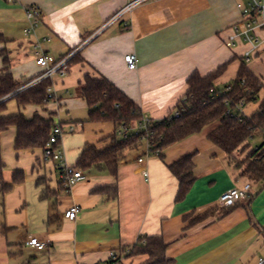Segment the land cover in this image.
<instances>
[{
	"label": "crops",
	"instance_id": "obj_1",
	"mask_svg": "<svg viewBox=\"0 0 264 264\" xmlns=\"http://www.w3.org/2000/svg\"><path fill=\"white\" fill-rule=\"evenodd\" d=\"M133 1L0 0V74L3 49L18 82L42 73L37 41L56 58L75 52L66 74L54 81L57 103L19 107L11 100L5 112L53 117L60 123L69 167L76 168L85 148L108 146L116 130L112 123L87 121L88 106L80 93L86 76L108 79L144 115L161 121L176 112L192 73L215 74L219 90L239 73L246 46H225L229 28L240 19L239 0H148L129 6ZM35 5L41 23L34 36L26 37V9ZM133 53L136 70L125 63ZM263 54L264 48L255 58ZM207 128L165 148L162 156L147 158L148 179L135 171L139 156L133 154L120 162L116 174L105 167L78 169L86 180L69 192L43 149L16 150L17 130L8 128L0 142L4 178L12 188L0 195V264H107L113 252L119 264H144L149 255L132 250L139 240L155 236L167 245L166 264H258L264 258V183L237 177L208 140L213 129ZM190 154L195 182L177 202L179 181L169 165ZM16 171L24 174L23 180H13ZM247 182L252 185L247 200L229 212L219 205L222 193ZM73 206L79 212L68 220L65 213ZM31 238L47 241V249L30 246Z\"/></svg>",
	"mask_w": 264,
	"mask_h": 264
},
{
	"label": "trees",
	"instance_id": "obj_2",
	"mask_svg": "<svg viewBox=\"0 0 264 264\" xmlns=\"http://www.w3.org/2000/svg\"><path fill=\"white\" fill-rule=\"evenodd\" d=\"M1 56L3 69L0 74V140L4 131L15 127L16 150L44 149L55 125L53 117L36 114L32 118H27L21 112L13 115H7L5 112L11 100H15L19 107L43 105L47 98V89L52 82L50 79H41L33 83L42 73L24 82L16 81L11 73V62L5 49L1 50ZM74 59L76 55L69 62ZM214 76L215 74L203 76L194 72L187 78V92L175 108L179 115L172 114L161 121L152 122L149 136L152 151H160L162 156L165 148L202 132L215 121H220V125L211 130L207 138L227 156H231L236 151L247 150L250 140L255 138L258 131L260 135H263L264 98L260 101L258 109L251 115L243 114L238 117V114L234 116L227 114L231 109L236 111L241 101L245 102L244 107L258 101L259 94L264 88L263 77L255 73L248 63L243 61L236 79L228 84L232 86V89L222 93L227 85L222 90L216 89L213 84ZM80 93L88 106L87 121L112 123L116 126V130L109 137L108 146L102 149L95 146L85 148L78 158L76 169L105 167L116 174L124 158L133 154L141 156L143 153L144 132L129 133L127 138H121L119 132L123 128L135 129L143 120L144 114L131 98L104 77L86 76L84 84L80 87ZM227 100L228 105L225 103ZM259 148L260 151L264 149V142ZM244 165L242 177L247 176L254 182L264 183V150L261 153L255 152L249 155ZM194 168L193 154L186 155L169 165L172 174L179 181L177 202L184 200L190 192L195 182ZM4 170L0 142V195L8 193L12 188V183L5 181ZM23 179L24 174L21 171L14 172V181ZM233 207L228 208L227 212ZM207 215L208 213L198 215L194 221ZM189 218L190 215L185 217V219ZM166 247L161 237H147L139 240L132 252L149 255V259L144 264H166Z\"/></svg>",
	"mask_w": 264,
	"mask_h": 264
},
{
	"label": "built area",
	"instance_id": "obj_3",
	"mask_svg": "<svg viewBox=\"0 0 264 264\" xmlns=\"http://www.w3.org/2000/svg\"><path fill=\"white\" fill-rule=\"evenodd\" d=\"M9 3H14L16 0H6ZM148 0H134L129 6L142 3ZM237 9L240 12V19L234 23L230 28V34L225 41V46L228 48H234L239 45H245L246 49L243 52L242 59L246 63H251L253 58L264 48V0H239L236 4ZM128 8V7H127ZM126 9V8H125ZM122 13L119 12L117 17ZM26 16L28 21V26L24 29V35L26 37H31L35 35V31L41 23L42 13L40 8L35 6H29L26 9ZM43 41H49L48 38H44ZM41 42H36V63L42 69V75L35 80L33 83L40 81L41 79H50L52 84L47 89V98L45 104L57 103L58 96L54 87V81L56 77H63L66 74L69 59L75 55V52H71L69 55L63 58H56L48 53H45L41 49ZM125 63L130 70H136L138 68V58L136 54H129L125 56ZM232 89L231 85H227L222 93H227ZM229 104L228 100L225 102ZM245 102L241 101L238 105V109L235 111L231 109L227 112L232 116L238 114L237 116L245 114L244 110ZM174 114L179 115L175 112ZM152 121L148 116L144 115L143 120L140 124L135 127V129L128 130L123 128L119 132L121 138H127L129 133H142L144 132L145 145L141 156H139L135 161V171L143 174V176L148 179V171L144 166L147 158L151 156H160V151L151 150L150 142V131L152 127ZM156 122V121H155ZM74 129L70 128L69 132H73ZM65 135L60 123H55L52 128L49 140L43 149L44 159L51 161L54 164L55 170L59 174V181L63 189L69 192L73 186L78 182L86 180V176L81 170L73 167H69L64 158V152L62 149L61 140ZM264 135V133H263ZM257 152L261 153L264 149L260 151L259 146L256 148ZM252 194V185L250 183H244L241 185H236L233 188L225 191L221 194L219 198V205L224 208L233 207L240 201L247 200ZM79 212L77 206L71 207L65 213V218L68 220H74ZM28 244L34 247L38 251H44L48 247L47 241H41L38 238H31ZM107 264H119V258L116 253H111L110 262ZM258 264H264V258H259Z\"/></svg>",
	"mask_w": 264,
	"mask_h": 264
},
{
	"label": "rangeland",
	"instance_id": "obj_4",
	"mask_svg": "<svg viewBox=\"0 0 264 264\" xmlns=\"http://www.w3.org/2000/svg\"><path fill=\"white\" fill-rule=\"evenodd\" d=\"M252 66L254 65V70L256 72H258V74L261 75V77H263L264 80V54L260 55V57L257 58H253V60L250 63ZM263 92L261 93V96H259V99L257 102H253L248 104L243 112L248 115V114H252L256 108L257 105H259L260 101L262 100V97L264 95V88L262 89ZM13 105V104H11ZM220 125V121H215L212 124H210L208 126V128L210 129H214L217 128ZM207 128V129H208ZM264 142V135H260L259 131L256 133L255 138L250 140V146L248 147L247 150H245L244 152H240V151H236L234 152L231 156H227V154H225L224 152H222L224 154V159L226 164L231 167V169L233 170L234 174L237 177H242L241 176V172L245 169V165L244 162L246 161V159H248L249 155H251L252 153L257 152L256 148L258 146H260L262 143ZM244 178L246 181H252L250 178H248L247 176L242 177ZM224 208V207H223ZM227 209V208H224Z\"/></svg>",
	"mask_w": 264,
	"mask_h": 264
}]
</instances>
